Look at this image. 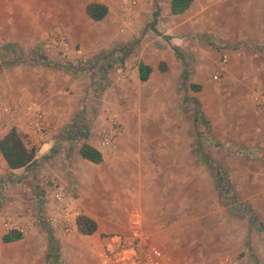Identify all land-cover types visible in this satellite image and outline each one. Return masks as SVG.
Segmentation results:
<instances>
[{
    "label": "crops",
    "instance_id": "obj_1",
    "mask_svg": "<svg viewBox=\"0 0 264 264\" xmlns=\"http://www.w3.org/2000/svg\"><path fill=\"white\" fill-rule=\"evenodd\" d=\"M123 1L0 0V52L9 55L7 51L15 47L30 54L32 62L0 71V100L18 107L6 125L0 122V138L11 128L24 134L29 139L23 140L25 146L36 148L32 164L38 162L39 169L34 170L39 173L45 170L44 166L49 167L48 171L60 179L66 195L69 187L78 193L74 202L80 206L79 214L97 223L93 234L79 235L87 241L85 248L89 254L83 252L73 258L63 237L58 256L63 264H100L98 252L102 247L103 226L109 218L120 220L127 214L117 207L132 203V207L141 209L137 206L140 204L145 208L141 199L152 203L159 193L163 208L154 205L158 202L154 201L143 216L146 224H154L148 228L155 240L172 242L173 247L167 248L173 250L172 264H219L222 248L226 251L228 246L229 252L221 264H257L245 242L248 224L237 244L233 239L237 238L235 234L225 233L218 238L210 235V241L201 242L194 232H184L183 207L177 206L182 197L178 188L173 187L170 192L162 188L160 193L146 185L153 176L158 178L169 170L176 174L177 170L152 169L146 173L142 167L136 171L133 164L141 160L142 154L135 148L143 140H129V135L133 126L142 128L155 116L154 112H148L154 89L163 92L164 99L172 92L180 102L185 95L195 97L208 92L209 82L218 79L220 74L219 46L214 42L217 33L222 37L217 43L230 48L231 44H240L242 50H252L243 54L244 61L248 55L254 56L263 65L264 0H192L181 13H172L171 0H137L129 16L120 9ZM90 3L105 5L106 15L93 20L86 11ZM56 32L67 36L68 56L57 53L45 41ZM33 51L41 56L42 63ZM146 66L151 68L149 72ZM192 85L199 87L195 89ZM36 109H40V119ZM163 113L166 114L160 111ZM112 121L120 125L121 132L114 138L112 147L107 148L101 144L100 132ZM70 124L78 134H83L82 140H74L76 146L63 135ZM39 130L49 133L46 140H39ZM257 131V137L263 139L261 154L264 156V118ZM247 136L253 134L249 131ZM82 143L98 149L103 160L96 164L82 158L79 154ZM27 169L10 170L0 153V197L4 189H10L8 183L5 188L3 184L12 177L5 175L15 176ZM70 176L73 182L67 186ZM46 191L51 193L49 188ZM259 191L263 193L264 186L253 191L248 199L257 213L256 222L264 224V218L259 217L264 216V195ZM47 200H50L48 196ZM93 201L98 208L95 214L86 209ZM19 211L0 204V264H47L52 254L45 247L46 237L37 223L41 220L40 214L35 219L29 216L26 236L9 242L3 240L7 233L2 225L4 216L16 215ZM73 229L77 230L75 220ZM189 247L194 248L191 254L187 252ZM209 250L212 253L203 261L200 254ZM262 251L260 257L264 256Z\"/></svg>",
    "mask_w": 264,
    "mask_h": 264
},
{
    "label": "rangeland",
    "instance_id": "obj_2",
    "mask_svg": "<svg viewBox=\"0 0 264 264\" xmlns=\"http://www.w3.org/2000/svg\"><path fill=\"white\" fill-rule=\"evenodd\" d=\"M217 34L214 42L217 47L219 46L217 48L219 51L217 53L218 61L220 59V65H218L220 68L217 66L220 72L218 79L209 82L208 92L198 94L195 97L185 95L181 102L175 98L174 94L172 95V92L164 99L163 92L154 89L148 112H154L155 116L148 123H144L146 124L144 127L133 126L130 130L129 140H143L142 144L135 148L141 152L142 158L133 166L136 171L145 167L146 173L152 169H160L159 172L164 168L176 169V174L169 170L158 178L153 176L150 181L151 184L146 185L149 186V189H154L160 193L163 192L162 188L168 192L173 187L178 188V194L180 193L179 195L182 197L177 206L178 209L180 205L183 207L184 232L186 234L187 230L194 232L195 237H199L201 242L210 241V235L218 238L225 233L235 234L237 238L234 236L233 239L237 244L240 234L243 233L245 225L248 224L245 242L247 245L249 244L252 257L257 264H264V256L261 255L262 257H260L261 250L264 254V224L256 222L257 219L254 222L251 221L249 214L239 208V206L246 208L247 205H251L248 199L250 198L249 195L253 191L256 192L257 188L264 186V156L261 154L263 139L261 140L257 137L258 134L256 135L257 128L262 126L264 118V64H259L256 57L249 55L248 59L244 61L243 54L246 55V51L251 52L252 50H242L240 44H231L230 48L223 43H217L219 39H222L220 34ZM55 49L57 53L62 54L56 47ZM7 52L9 55L0 52V71L18 63H32L30 54L23 53L15 47ZM33 54L36 53L33 51ZM224 54L227 55L228 60L223 64L221 59ZM248 61L250 62L248 63ZM1 101L0 122L6 125L12 113L18 111V107ZM38 111L40 109H36V112ZM160 111H165L166 114L163 113L165 117L160 114ZM84 115H86L85 112ZM69 126L65 132L63 130L61 132L65 133H63L65 138L68 137V140H73L74 145H77L74 140H82L83 134H78L72 124ZM249 131L253 136H247ZM119 132H121V127ZM84 133L86 132L84 131ZM20 135L22 140H29L24 134ZM38 135L39 140H46L49 133L46 130H39ZM158 149L161 150V153ZM205 158L210 159L216 168L226 174L229 180L227 195L218 190L216 173L204 160ZM124 163L126 164V162ZM31 165L28 169L26 167L27 170L16 173L15 176L5 175L7 178H12L3 184L5 188L8 183L10 189L7 191L4 189L3 195L1 194L0 197V204L4 207H12V210L14 208L20 209L13 216L21 219V216L24 215L26 219L24 223L27 225L29 216L35 219L37 214H40L41 220L39 219L37 223L40 224V232L46 237L45 247L48 251H50L51 245H54L58 256L59 242L64 237L67 239L68 249L73 258L80 257L83 252L88 253L85 248L87 241L79 238L81 234L73 229L72 223L68 225L71 229L66 231L60 228L64 227L61 226V223H53L50 220V217L55 215L57 210V202L52 197L55 189L61 188L64 195L63 201L69 207L68 216L73 221L80 209V206L74 202L78 193L73 192L72 188L69 187V194L66 195L60 186V179L56 174L48 171L49 167L44 166L45 170H39L38 173L34 170L35 167L39 169L36 166L38 162ZM87 171L91 172L88 168ZM147 179H150V176ZM69 182H73L72 176L68 179L67 186H70ZM46 188L50 189V194H47ZM259 193L262 192L259 191ZM261 195H264V192ZM47 196L50 198L49 201ZM141 201L145 208H142L140 204L137 206L141 209L132 207V203L129 206L120 204L117 208H122L120 212L125 211L127 214H124L120 220L114 217L109 218L108 224L103 226V231L100 233L101 239L124 232L129 215L134 209L141 214L145 227L154 225L146 224L143 216L145 215L144 210L147 211L154 201H158L154 205L163 208L160 204L163 201L161 196L158 193L156 199H152V203L144 198ZM95 205V201L88 203L87 212L95 214L98 211ZM99 205L102 206V203ZM113 206L116 205L113 204ZM58 214L60 216L62 212ZM255 214L257 215L256 212ZM6 216L11 215L6 214L4 218ZM260 216L264 218L263 215ZM34 222L36 223L35 220ZM62 223L64 222L62 221ZM50 230L52 238L47 232ZM157 241L161 244L168 263L172 264L173 250L167 249L170 248L172 242ZM199 247L201 245L197 246L196 251ZM228 247L226 251L222 248L221 255L223 254V257L221 256L220 261L226 256V252H229ZM193 249L189 247L188 254H191ZM202 252H206L205 249ZM209 253H212V250L200 254L203 261H206L205 256L207 258ZM52 260L54 262V256L51 257L50 261ZM58 260L60 263L63 262L60 256H58ZM220 261L219 264H221Z\"/></svg>",
    "mask_w": 264,
    "mask_h": 264
},
{
    "label": "built area",
    "instance_id": "obj_3",
    "mask_svg": "<svg viewBox=\"0 0 264 264\" xmlns=\"http://www.w3.org/2000/svg\"><path fill=\"white\" fill-rule=\"evenodd\" d=\"M136 3L137 0H124L120 9L125 16H129L131 7ZM46 39L48 44L55 46L64 56L70 54L69 41L64 33L56 32L48 35ZM227 60L228 57L224 54L221 62L224 64ZM40 118L41 113L38 111L37 119ZM119 131L120 125L115 121H112L109 127L103 128L100 132L102 146L110 147ZM52 197L57 202V210L56 214L50 217V220L53 223H61V226L64 227L60 228L66 231L70 230L68 225L73 224V220L68 216L69 207L63 201L64 195L61 188L55 189ZM61 212L62 214L59 216L58 213ZM24 221H26L24 215L21 216V219L16 216H6L2 225L7 232L18 231L24 236L28 231V225ZM101 242L102 247L98 252L100 264H167L168 262L161 244L155 240L150 229L145 227L138 210H133L129 215L124 232L104 237Z\"/></svg>",
    "mask_w": 264,
    "mask_h": 264
},
{
    "label": "trees",
    "instance_id": "obj_4",
    "mask_svg": "<svg viewBox=\"0 0 264 264\" xmlns=\"http://www.w3.org/2000/svg\"><path fill=\"white\" fill-rule=\"evenodd\" d=\"M192 0H171V11L172 13H181L189 7ZM88 15L95 21L102 19L107 13V7L100 3H90L86 7ZM35 56V55H34ZM35 58L42 63V58L39 54L36 53ZM147 72L151 70L150 67H147ZM144 77V76H143ZM193 88H198L199 86L192 85ZM0 153L4 158L8 168L10 170L24 168L31 165L35 159L36 148L31 146L27 148L22 140L21 135L16 132L14 128L9 129L5 134L0 138ZM79 154L82 158L93 162L100 163L103 160L102 153L95 147L82 143L79 147ZM205 161L208 162L209 166L216 173V186L218 190L223 194H228V185L229 180L224 172L215 167V164L210 162V159L205 158ZM241 210H245L250 216L251 221H255L256 215L250 205L239 206ZM75 223L77 227V232L82 235H91L97 230V223L91 217L80 214L75 218ZM50 238H52L51 230L47 231ZM22 237L21 233L18 231L7 232L3 236L4 241H13L18 240ZM49 253L54 256L55 260L50 261L51 258L47 261V264H62L58 260L56 246L51 245ZM50 256V257H51Z\"/></svg>",
    "mask_w": 264,
    "mask_h": 264
}]
</instances>
